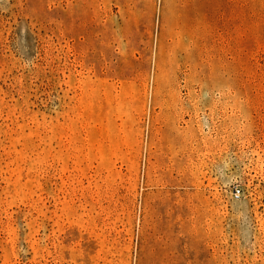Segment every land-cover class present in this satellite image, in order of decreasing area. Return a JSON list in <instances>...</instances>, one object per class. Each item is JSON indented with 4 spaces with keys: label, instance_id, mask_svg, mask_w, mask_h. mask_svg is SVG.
I'll return each mask as SVG.
<instances>
[{
    "label": "rangeland",
    "instance_id": "374dc122",
    "mask_svg": "<svg viewBox=\"0 0 264 264\" xmlns=\"http://www.w3.org/2000/svg\"><path fill=\"white\" fill-rule=\"evenodd\" d=\"M0 264H264V0H0Z\"/></svg>",
    "mask_w": 264,
    "mask_h": 264
},
{
    "label": "built area",
    "instance_id": "2783aa9c",
    "mask_svg": "<svg viewBox=\"0 0 264 264\" xmlns=\"http://www.w3.org/2000/svg\"><path fill=\"white\" fill-rule=\"evenodd\" d=\"M232 193L235 197H239L240 196V189L235 187L233 190H232Z\"/></svg>",
    "mask_w": 264,
    "mask_h": 264
}]
</instances>
